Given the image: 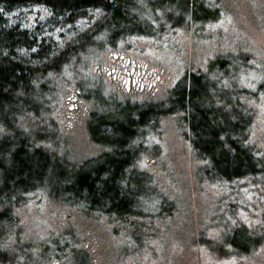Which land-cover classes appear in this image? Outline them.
<instances>
[{
	"label": "trees",
	"instance_id": "1",
	"mask_svg": "<svg viewBox=\"0 0 264 264\" xmlns=\"http://www.w3.org/2000/svg\"><path fill=\"white\" fill-rule=\"evenodd\" d=\"M228 4V0H0V264H101L105 249L120 242L134 245L119 252L121 257L130 252L132 260L141 259L153 248L160 228L178 212L189 209L193 215L188 202L181 206L173 170L164 161L165 149L154 140L170 133L191 157L193 185L203 193L217 191L216 209L235 215L264 207V138L252 129L264 82L236 92L230 109L231 101L219 86L235 60L214 59L203 69L192 66L157 97H121L125 104L108 120L98 112L101 96L112 95L103 94L107 89L101 85L106 83L71 76L79 64L81 71L89 72L100 54L143 36L157 41L179 29L202 37L204 30L229 14ZM162 5H168L165 21L155 12ZM33 6L46 10L51 20L25 28L13 19V11ZM81 20L87 27L75 31ZM65 27L73 35L63 43L47 33ZM237 47H228V52L243 51L236 61L240 68L250 59L259 60ZM78 79L84 83L75 82ZM64 88L91 103L87 116L97 125L86 130L90 154L69 153L52 118ZM168 127L172 130H163ZM48 204L55 209L41 231L33 232L26 215L37 207L47 210ZM227 224L221 243L181 232L190 235L192 244L208 245L205 248L215 250L218 258L250 254V249L264 251L253 238L252 221L235 218L223 226Z\"/></svg>",
	"mask_w": 264,
	"mask_h": 264
},
{
	"label": "rangeland",
	"instance_id": "2",
	"mask_svg": "<svg viewBox=\"0 0 264 264\" xmlns=\"http://www.w3.org/2000/svg\"><path fill=\"white\" fill-rule=\"evenodd\" d=\"M146 2H157L159 0H145ZM231 9L217 24L209 26L202 32V37L194 35L190 30H171L164 34L160 40L153 41L149 36H143L137 40L129 41L126 47L110 50L108 54L101 55L97 65L94 64L89 71H81L82 64L76 67V72H71L73 78L87 77L94 80L104 81L106 93L112 94L101 96L102 104L98 106V112L102 120H108L116 116L121 109V97L147 98L157 97L166 87H171L182 77L188 68H205L210 62L227 59L235 60L229 66L231 73H224L222 83L219 86L222 96L231 101L228 105L231 109L237 99L236 92L241 89L255 88L264 82V0H228ZM155 8L158 17L165 21L168 5ZM148 7V5H147ZM13 19L19 21L22 27L30 28L40 22H48L49 14L41 7H24L12 12ZM11 16V17H12ZM88 23L81 20L75 24V31H83ZM70 28L48 30L58 42L63 43L73 35ZM240 46L248 52L257 55V59H250L247 67L240 68L236 61L243 57L242 50H235ZM235 53V54H233ZM86 64L91 63L85 59ZM214 68V67H213ZM86 69V68H83ZM220 69V68H218ZM221 71L225 69H220ZM218 71L210 73L212 79ZM142 78L140 81L139 79ZM212 79H210L212 81ZM78 83L84 80L78 79ZM249 85H254L249 87ZM75 92V91H74ZM91 90L88 91V94ZM57 101L52 118L57 123L58 130L62 134L67 151L74 154H90L86 130L96 126V122L87 116L91 108L89 100L75 97L73 90L64 88L62 96ZM95 97V96H94ZM119 98V99H118ZM130 100H126L130 105ZM132 102V101H131ZM222 104L225 101L222 100ZM258 111L252 129L261 140L264 138V97L256 101ZM125 107V106H124ZM38 129V128H37ZM172 130V128H163ZM165 149L164 161L173 170V181L176 195L181 200V206L190 204L191 211L182 209L171 222L160 228L158 238L152 245V249L141 259L130 257V252L121 257L119 252L123 249L131 250V243L120 242L111 249H105L106 254L101 259V264H264V251L248 250L246 255L218 258L215 250L209 252L205 244H192L188 237L181 231L200 234L209 242H224V236L228 231V224L235 218L246 222L252 221L253 238L264 247V207L260 210L248 209L247 212L239 210L235 215H228L216 209V190L201 192L192 182L193 163L188 151H183L184 143L176 138L174 134L166 135L162 140L155 137ZM161 141V142H160ZM164 152V151H163ZM174 183V182H173ZM169 187V186H168ZM197 188V189H196ZM171 191V189H170ZM172 192V191H171ZM48 208V209H47ZM38 211L30 210L27 217V225L33 232L41 231V228L49 218L48 214L55 209V205L48 204L45 209ZM200 211V213H198ZM254 212L253 215H249ZM248 214V215H247ZM47 217V218H46ZM191 217L195 219L191 221ZM222 221V223H220ZM252 236V235H251ZM225 245V244H224ZM218 247V246H217ZM204 248V249H203ZM111 250V255L109 254ZM199 250V251H198ZM116 251V252H115ZM198 251V253H197ZM203 252V253H199Z\"/></svg>",
	"mask_w": 264,
	"mask_h": 264
},
{
	"label": "snow or ice",
	"instance_id": "3",
	"mask_svg": "<svg viewBox=\"0 0 264 264\" xmlns=\"http://www.w3.org/2000/svg\"><path fill=\"white\" fill-rule=\"evenodd\" d=\"M249 87H252V85H249Z\"/></svg>",
	"mask_w": 264,
	"mask_h": 264
}]
</instances>
